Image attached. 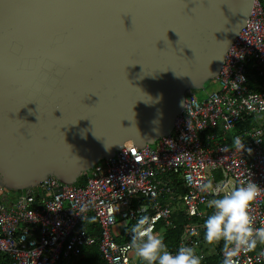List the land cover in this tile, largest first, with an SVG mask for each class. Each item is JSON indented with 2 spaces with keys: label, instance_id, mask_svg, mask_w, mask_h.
Instances as JSON below:
<instances>
[{
  "label": "water",
  "instance_id": "95a60500",
  "mask_svg": "<svg viewBox=\"0 0 264 264\" xmlns=\"http://www.w3.org/2000/svg\"><path fill=\"white\" fill-rule=\"evenodd\" d=\"M256 0H0V180L77 183L169 134Z\"/></svg>",
  "mask_w": 264,
  "mask_h": 264
},
{
  "label": "built area",
  "instance_id": "2783aa9c",
  "mask_svg": "<svg viewBox=\"0 0 264 264\" xmlns=\"http://www.w3.org/2000/svg\"><path fill=\"white\" fill-rule=\"evenodd\" d=\"M219 88L202 100L187 93L173 129L154 144L127 142L99 162L84 185L50 176L35 187L0 198V264H73L87 246L99 243L108 264H140L130 248L133 226L142 216L156 233L175 228L171 200L177 175L187 191L180 198L188 222L177 246L194 247L203 257L222 250L204 241L203 222L211 212L212 182L223 192L252 181L264 189V4L256 0L246 26L229 48L215 77ZM253 122L248 123L249 120ZM240 137L243 151L230 145ZM251 151H248V150ZM170 201V202H169ZM255 226L264 222V192L252 205ZM95 222L98 235L85 223ZM193 231L199 233L192 235ZM240 264H264V245L241 254Z\"/></svg>",
  "mask_w": 264,
  "mask_h": 264
},
{
  "label": "clouds",
  "instance_id": "9594fccd",
  "mask_svg": "<svg viewBox=\"0 0 264 264\" xmlns=\"http://www.w3.org/2000/svg\"><path fill=\"white\" fill-rule=\"evenodd\" d=\"M232 147L243 151L245 145L237 136L232 141ZM199 187L202 191L211 192L214 197L208 205L211 212L203 222L204 241L212 246L222 244V264H240L241 254L264 245V222L256 227L252 214V205L264 189L252 181L242 182L227 192L219 186L214 188L211 181ZM131 231L130 248L144 264H202L203 257L197 254L194 247L181 246L175 253L171 252L148 216H142ZM192 235L198 236L199 233L193 231Z\"/></svg>",
  "mask_w": 264,
  "mask_h": 264
},
{
  "label": "trees",
  "instance_id": "16d2710c",
  "mask_svg": "<svg viewBox=\"0 0 264 264\" xmlns=\"http://www.w3.org/2000/svg\"><path fill=\"white\" fill-rule=\"evenodd\" d=\"M264 4V0H260ZM195 92V91H194ZM253 122V120H249L248 123ZM173 178V184H174V190L176 193V199L171 200L169 203L170 206L173 209L172 213V219L174 220V223L176 224L175 228H166L164 229V241L167 244L168 248L170 250L174 249L179 241V238L181 237V234L184 230V225L188 222L187 215L184 211V204L182 199L180 198L182 195L185 194L187 189L185 188L184 182L181 178H179L177 175L171 176ZM87 176L86 174H82L77 183L84 185L86 182ZM86 228L89 229V231L93 232L94 234L98 235L99 228L95 224V222L91 221L90 223H85ZM160 227H163V224L160 223ZM212 245H209L208 249H204V251H210V247ZM217 248L219 251L222 249V244L218 245ZM223 260L221 259L219 253H212L207 255V260L204 262V264H222ZM1 264H13L11 259L7 255H3ZM73 264H108L107 261L103 258L102 253L100 251L99 243H96L91 246H87L84 248L83 254L77 258ZM140 264H144L143 261H140Z\"/></svg>",
  "mask_w": 264,
  "mask_h": 264
},
{
  "label": "rangeland",
  "instance_id": "374dc122",
  "mask_svg": "<svg viewBox=\"0 0 264 264\" xmlns=\"http://www.w3.org/2000/svg\"><path fill=\"white\" fill-rule=\"evenodd\" d=\"M219 88V84L215 81V78H207L202 81V87L194 89L195 95L198 99L202 100L208 93H212L213 91L217 90ZM232 145V143H230ZM20 192V191H19ZM18 191L11 190L5 185L2 184L0 180V198L3 197L4 194H7L11 199L15 198ZM159 229H162L161 235L164 238V226L161 228L159 223Z\"/></svg>",
  "mask_w": 264,
  "mask_h": 264
}]
</instances>
